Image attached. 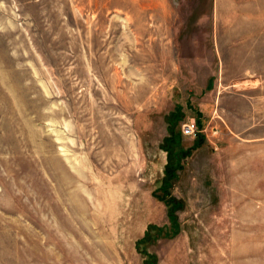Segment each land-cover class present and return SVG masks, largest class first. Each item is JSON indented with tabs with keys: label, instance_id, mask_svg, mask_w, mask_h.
<instances>
[{
	"label": "rangeland",
	"instance_id": "1",
	"mask_svg": "<svg viewBox=\"0 0 264 264\" xmlns=\"http://www.w3.org/2000/svg\"><path fill=\"white\" fill-rule=\"evenodd\" d=\"M0 264H264V0H0Z\"/></svg>",
	"mask_w": 264,
	"mask_h": 264
},
{
	"label": "built area",
	"instance_id": "2",
	"mask_svg": "<svg viewBox=\"0 0 264 264\" xmlns=\"http://www.w3.org/2000/svg\"><path fill=\"white\" fill-rule=\"evenodd\" d=\"M181 132L185 136H195L199 132L198 125L191 120L185 121L181 125Z\"/></svg>",
	"mask_w": 264,
	"mask_h": 264
},
{
	"label": "trees",
	"instance_id": "3",
	"mask_svg": "<svg viewBox=\"0 0 264 264\" xmlns=\"http://www.w3.org/2000/svg\"><path fill=\"white\" fill-rule=\"evenodd\" d=\"M197 125H198L199 128L201 127L200 124L197 123ZM200 129H201V128H200ZM181 150H182V148H181ZM151 227H153V226H149V227H148V230H152ZM154 228H155V227H154ZM147 236H148V235H146L145 237H143V239L140 240V241H145L146 238H147Z\"/></svg>",
	"mask_w": 264,
	"mask_h": 264
},
{
	"label": "crops",
	"instance_id": "4",
	"mask_svg": "<svg viewBox=\"0 0 264 264\" xmlns=\"http://www.w3.org/2000/svg\"><path fill=\"white\" fill-rule=\"evenodd\" d=\"M245 25V24H244Z\"/></svg>",
	"mask_w": 264,
	"mask_h": 264
}]
</instances>
